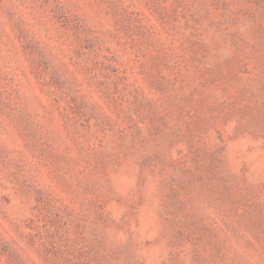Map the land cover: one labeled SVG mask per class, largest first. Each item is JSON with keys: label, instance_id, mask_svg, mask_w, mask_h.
<instances>
[{"label": "rangeland", "instance_id": "obj_1", "mask_svg": "<svg viewBox=\"0 0 264 264\" xmlns=\"http://www.w3.org/2000/svg\"><path fill=\"white\" fill-rule=\"evenodd\" d=\"M0 264H264V0H0Z\"/></svg>", "mask_w": 264, "mask_h": 264}]
</instances>
